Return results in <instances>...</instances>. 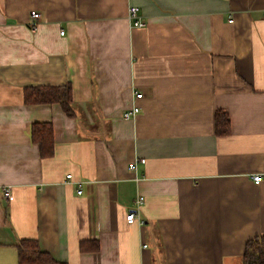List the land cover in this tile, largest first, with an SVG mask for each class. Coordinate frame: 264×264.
Returning a JSON list of instances; mask_svg holds the SVG:
<instances>
[{
	"label": "crops",
	"instance_id": "obj_1",
	"mask_svg": "<svg viewBox=\"0 0 264 264\" xmlns=\"http://www.w3.org/2000/svg\"><path fill=\"white\" fill-rule=\"evenodd\" d=\"M69 82L74 116L25 102ZM263 168L264 0H0V264H21L23 239L45 264H243Z\"/></svg>",
	"mask_w": 264,
	"mask_h": 264
},
{
	"label": "trees",
	"instance_id": "obj_2",
	"mask_svg": "<svg viewBox=\"0 0 264 264\" xmlns=\"http://www.w3.org/2000/svg\"><path fill=\"white\" fill-rule=\"evenodd\" d=\"M24 97L26 103L32 104L59 102L62 109L69 116L75 115L70 82L62 86L26 87ZM215 120L218 133L227 134L230 127L227 112L220 109L217 110ZM31 137L35 143L39 144L42 154L53 155L55 142L53 139V125L50 122L32 124ZM18 256L21 264L59 263L48 251L40 249L37 241L32 239L21 240ZM242 263L264 264V235L256 236L247 242Z\"/></svg>",
	"mask_w": 264,
	"mask_h": 264
},
{
	"label": "built area",
	"instance_id": "obj_3",
	"mask_svg": "<svg viewBox=\"0 0 264 264\" xmlns=\"http://www.w3.org/2000/svg\"><path fill=\"white\" fill-rule=\"evenodd\" d=\"M41 13L39 11H35V10H32L31 11V14H30V17H31V22L33 23L35 20L38 21V19L41 18ZM128 19H129V22H131V25L135 28H139V27H145L147 25L148 22H146L143 18H142V15L140 13V7H137V6H133L131 5L129 7V12H128ZM233 19H231L232 21ZM61 34H64V31L61 32ZM136 94V99H141L143 97V93L141 92H135ZM141 112V108L137 105V104H134L130 109H127V111H125L123 113V118L127 119V118H132V117H135L137 114H139ZM146 159L145 158H141L140 160H135L133 162H131L129 164L130 168L132 170H137L138 168V163H143L145 162ZM253 176V181L255 184H259L263 179H264V168L262 171H259L258 173H255L252 175ZM68 178H71L72 177V174L68 175L67 176ZM5 191V194L7 197H10V194H11V186H8L4 189ZM79 193L81 192V190L78 191ZM144 201V197L143 196H140L139 199H138V204H141L142 202ZM137 217H138V210L136 209H133V210H130V212L127 214L126 216V220L128 223H132V222H135L137 220Z\"/></svg>",
	"mask_w": 264,
	"mask_h": 264
}]
</instances>
